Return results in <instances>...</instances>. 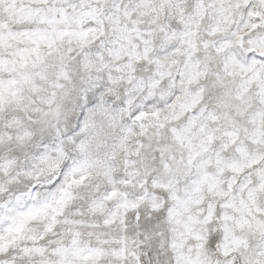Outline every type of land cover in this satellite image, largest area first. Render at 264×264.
Wrapping results in <instances>:
<instances>
[{
	"label": "snow or ice",
	"instance_id": "1",
	"mask_svg": "<svg viewBox=\"0 0 264 264\" xmlns=\"http://www.w3.org/2000/svg\"><path fill=\"white\" fill-rule=\"evenodd\" d=\"M0 264H264V0H0Z\"/></svg>",
	"mask_w": 264,
	"mask_h": 264
}]
</instances>
